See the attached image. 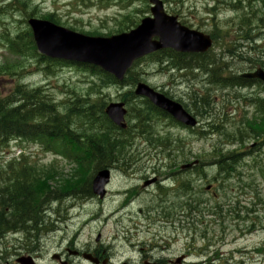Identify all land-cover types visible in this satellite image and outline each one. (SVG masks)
Returning a JSON list of instances; mask_svg holds the SVG:
<instances>
[{
  "label": "rangeland",
  "instance_id": "rangeland-1",
  "mask_svg": "<svg viewBox=\"0 0 264 264\" xmlns=\"http://www.w3.org/2000/svg\"><path fill=\"white\" fill-rule=\"evenodd\" d=\"M22 1L28 3V12L38 5L39 15L46 11H55L60 14L61 21L66 24L65 26L74 25L86 31L98 30L104 33L118 28L119 24L117 23L122 19L121 15L124 13L135 12L139 19L149 15V13L145 12L147 11V4H143V0H135L128 4L111 5L106 8H99L95 5H78L74 0ZM165 2V6L169 12L178 15L182 21L191 24L194 28L210 34L215 26V23L212 21L214 17L213 13L216 14L215 17L217 18L215 21L223 27L218 29L225 31L226 37L223 39L222 44L216 43L212 51L215 52L217 58L223 60L222 62H228L229 67L235 70L237 74L253 71L260 66L253 64L249 60L254 61L258 58V60L264 61V55H262L264 52V28H258L259 30H257L256 27H253V36L260 37V40L258 43H253L256 45L257 50H251V46L244 43L243 38L244 36H249L248 29L238 21L242 13L255 11L256 8L264 9V0H165ZM149 6L148 10L150 11ZM215 6H217V9H215ZM18 8L21 10H18ZM2 11L5 15L2 14ZM2 11H0V32H3L5 29H8L13 34L25 31V25L22 22L24 18H28V14L24 12L20 0L16 1L12 15H6L8 12ZM211 12L212 16H210ZM253 14L257 15L254 12ZM241 28L245 29L241 30ZM253 41L255 42L256 40L254 39ZM238 52L243 55L242 59H244L242 61L230 57L231 54H237ZM14 57L16 56L8 52L7 49L0 48L1 61L15 60ZM26 66L25 74L28 76L26 75L25 83L31 86H44L45 92L49 94L50 98H54L58 102L69 97L65 93L68 89L75 88L80 91L87 87L85 84L86 74L76 70L74 67L51 65L49 70H45L46 65L43 64L42 67H44L45 71H41L37 70L41 66L35 60H29ZM134 68L135 77L146 81L161 92L169 93L170 96L175 97L177 100L189 103L191 109L193 108L192 98L196 95H203V98L209 99V103L212 101L210 105L213 108L211 121L219 125L223 133L206 134L199 132L198 129L202 130L203 126L207 124L205 119H202L196 131L182 129L175 125L171 126L167 120L164 123L158 119L154 122L157 127L155 129L156 132L158 131L162 135L164 134V136L167 133L168 135L166 136H171L175 139L180 137L185 139V145L183 144L178 147L177 145H173L176 149L173 156L175 155L174 157H178L179 160L182 159V153L186 152L190 158L196 156L195 158L198 157L199 159L210 161L211 157H214V154H212L213 148L226 144V136L224 135L226 130L230 131V129L237 128L242 120L241 117L251 118L255 113V104L251 102L255 101L256 97L264 98V86H260L259 84H256V89L252 93H250V90L241 89L238 91L241 95H234L235 90L232 88L221 91L212 87V94L205 95L204 92L207 91L208 85L203 83L204 79L207 78L203 72L199 70L182 72L179 69H164L160 65L157 56L147 58ZM14 83V79L1 80L0 92H6ZM130 88H133V86H124L123 89L119 88V93H117V88H112L108 93L111 97H117V94H120L126 100L128 106L130 104H133V106H138L139 104L140 106L141 101L136 100L137 98L132 99L130 102L127 100L130 95ZM223 93L230 95H222ZM81 96L86 97V95ZM71 97L73 98L72 95ZM50 104H54V102L50 101ZM67 109L62 110L66 112ZM74 109L75 113H78V110H82V104H75ZM134 112H131V115ZM129 125L131 127L133 121L130 120ZM94 126L95 128L100 127L99 124H95ZM110 131L113 134L116 133L112 129ZM169 139L168 137V141ZM253 141L251 136H245V148L243 149H249ZM137 142L139 147L132 150V155L145 157L149 153L146 149L149 144ZM133 146L136 147V145ZM181 147H184L183 151L180 150ZM229 148L232 149L229 146H225V150ZM137 149L139 152L135 153ZM258 151L260 152L255 153L254 157L242 156L238 171L232 179L224 180L217 173V167L213 166L215 165L214 162H206L203 166L204 169L190 172L184 171L180 175L181 177H176L175 179H177V185L182 179L186 178L190 180L191 185L193 184L192 190L189 191L187 196L181 189V185L165 194H163V191L160 192L157 186L149 190L141 189L142 196H137V199L135 197L130 199L132 201V206H130L131 211L118 212V210H114L113 203L119 201L121 198L114 197L113 194H111V197L107 201H99L95 197V201L82 206H79L81 202L76 203L74 201L76 198H72L73 200L68 199L65 204L71 205L70 208L72 209L68 213L64 209L55 207L50 212V214H64L60 221H56L54 218L55 228L49 229L46 224V228H43L44 226L41 227L40 229L43 230L39 233L35 232L33 236H28L24 232L18 231L0 238V263L6 260L3 256L6 253H10L11 255H9L8 259H12L10 261L20 256L32 255L37 258V264H58L53 260V255L57 252L60 253L65 245H61L60 243L69 240L72 236L78 240V246H83L84 243L83 247H93L92 250L97 252L103 259L111 257L113 264H122L125 261L131 260L134 264H143L144 259L150 257L153 260L164 259L166 264H207V257L209 255L212 257L213 264H264V177L262 175V168L264 169V146L261 150L259 148ZM153 153L152 159H155V162L149 161L147 157L142 158L140 165L147 167L142 172L148 175L147 177L152 176L153 170L148 168V166L154 165L161 172V174L156 173V175L165 177L171 166L170 161L162 160L166 156L160 153L155 151ZM156 156L163 157L161 159L163 162H158L160 160H156ZM40 157L42 155L38 156V158ZM54 160V156L50 154L46 155L43 160L40 159L41 163L46 165H51L48 163ZM180 162H178V166H181ZM130 163L134 166L135 170L139 166L136 161L132 160ZM173 165L176 164L173 163ZM161 170H164V172ZM122 178L118 175L112 180V190L121 185ZM128 182H130V188H136V185L139 184V180L137 181V179L134 181L125 180L126 186H129ZM208 183H211L214 191H217V200L214 199L211 190H206L205 187ZM173 188L175 187L173 186ZM240 189L242 190L240 191ZM162 200L165 204L168 203L166 207L168 210L169 208L171 210H169L171 214L168 216L165 215L167 209H160L164 203L162 205L158 204ZM194 200L196 202L190 207H197L198 211L201 210L200 212L205 216L198 211L195 212L196 210L189 211L184 209L183 205L186 201L190 203ZM230 200L229 208L232 209L234 207L233 202L239 200V205L244 210L248 209V214L246 211L239 212L241 216L239 219L237 216L230 217L228 215L225 221H222L223 224L219 223V220L214 222L215 217L206 214L209 209L212 210L214 203L223 204ZM173 205L176 207H173ZM225 206V213H228L226 211L228 206L226 204ZM140 209H143L144 212ZM215 210L216 213L219 212L218 209ZM97 214H101L102 216L97 218ZM81 218L85 219H82V221L80 220ZM169 221L173 222V224H170ZM81 227H83L81 232H76ZM99 234L100 240L96 241ZM205 235L207 236L206 239H204ZM207 242L209 243L208 246L205 245ZM5 250L6 252H4ZM144 255H147V257L144 258ZM178 257H185V262L181 261L178 263L176 260ZM170 261H173V263H170ZM73 264L86 263L75 260Z\"/></svg>",
  "mask_w": 264,
  "mask_h": 264
},
{
  "label": "trees",
  "instance_id": "trees-1",
  "mask_svg": "<svg viewBox=\"0 0 264 264\" xmlns=\"http://www.w3.org/2000/svg\"><path fill=\"white\" fill-rule=\"evenodd\" d=\"M74 1L78 5H95L99 8H106L111 5L128 4L135 0ZM147 3L148 0H143V4ZM20 4L23 6L24 12L28 14V17H31V15H38L36 12L30 14V12L27 11L28 3L26 1L20 0ZM18 10L21 9L18 8ZM2 14L4 15L3 11ZM210 14H212V12ZM39 17L47 18L56 23L63 24L60 14L55 11L52 13L47 12L45 14H40ZM121 17L122 19L117 23L119 24L117 31H124L132 24L135 25L139 20L138 15L135 12L124 13L121 15ZM239 22L242 26L247 27L248 34L250 36L243 37L244 43L246 42L249 44L251 46V50L256 49L257 47L255 44H253L255 43L253 40L255 39L257 41V38L253 36L252 30L253 27L264 28V9H262L261 13L257 14V16L253 15L251 18L248 15H243ZM24 27V32H16L17 34L12 33V35H15L14 38H10L9 34L7 33L8 29L0 32V46H5L11 54L16 55L15 60H4L0 62V80H6L8 78L16 80V83L5 95L0 93V151L4 148H7L10 142L14 139L21 141L20 144H38L45 152L53 151L55 153H67L70 151L71 153H75V150L73 149L75 146L78 149L82 148V151L86 155L90 156L92 163L87 162L84 164L79 162L77 167L78 171H74L73 174L67 179L57 181L59 185L56 187L50 185L52 182L51 179H55L56 170L50 168L51 166H38L30 156L25 155L18 160L14 159L7 165L0 164V238H4L9 233L15 231H22L28 236H33L35 232L39 233L41 230H43L40 229L42 225L44 226L43 228H46L47 226L43 224V221L37 220V218L39 219V216H37L38 213H36V210L44 207L45 202L49 198L48 196L51 193L53 194V188L55 190V195L57 194V196L58 194L64 195L71 190L74 194L80 191L81 193L87 192L85 188H87L86 185L88 184V181L86 180H89L90 182L94 172H96L97 169L101 167L108 166L115 153H117L116 151H118L119 147L125 149V145L128 144V142L125 141V137L119 138L120 136L116 135V133H111L110 130L114 129L115 126L104 114L102 105L98 103L99 101L89 102L88 105L82 104V110L77 109L78 113H75L74 105L78 103L75 101L77 99L76 98L72 100V103L68 102L66 105L68 109L66 112H64L62 109L58 108L56 104L49 105L51 98L49 94L45 92L46 89L43 86L30 89L27 85L22 84L20 79L25 74L27 67L26 65L29 60H36L40 66L43 64L46 65L45 70H49L51 65H56L59 67H74L77 70H82L85 72L90 82H94L90 78H97L104 85L136 82V77L133 70L130 71V74L126 80L119 82L112 75L102 72L100 68L96 66L49 59L37 52L29 25L26 24ZM72 27L73 29L77 28L74 25H72ZM218 28L223 27L215 23L214 29L212 30V37L216 43L222 44L223 39L226 37V32L220 31ZM244 29L245 28H241V30ZM80 30L92 35L104 34L98 30ZM111 32L112 31H109L108 34H111ZM160 54H170L171 56L174 54V52L164 51ZM177 56V61H172L171 67H180L181 65H185L186 67L193 68L194 66H199L203 70L208 71V68L212 66V71L210 72L212 87L216 88L221 85L233 87V84L236 82L244 83V80H242L240 76L234 75V72L229 67V63L227 64V62H222L223 60L221 58H217L216 54L213 56L212 53L208 57L196 55L193 56L194 58L192 56L184 57V55ZM211 57L212 60L209 59ZM241 57H243L241 53L231 56L232 59H242ZM249 61L255 65H263L264 63V61L261 60ZM45 70L43 69V71ZM231 72L232 75L226 74ZM81 102L85 103L86 101L81 100ZM146 104L150 110H155L158 113H162V111L155 108L148 101ZM207 105H209V103H207ZM97 106L99 107L97 108ZM198 107H201L202 109L208 108L202 105L201 99L200 104H197V110ZM199 114L202 113L199 112ZM150 117L151 114L148 113V115L145 117L146 119L144 118V123H150L151 120L148 119ZM74 121H79V124L94 125L102 123V125H104L106 123L109 128L104 130V128L101 126L96 127L94 133H89L90 131L82 130V134H75V132L72 131L71 126ZM257 121L258 120L255 118L253 121L246 120V129L243 131L239 130L237 132L239 137H237V134L236 136L234 135L230 137V135L227 133L228 136L226 135V141L236 137L242 139V137H245V135L249 134L254 138H256L257 135H262L264 123L261 124ZM159 139L160 140L158 141L161 142L160 144L167 143V141L163 142L161 138ZM182 148L181 151L184 150V148ZM218 150L219 149L215 147L214 152L219 154L217 159L218 166L221 167V169H223L226 173H232L231 171L235 170V165L237 164L236 156H238V154L235 152L223 154L220 153L221 150ZM74 157L77 160L75 155ZM82 180H84V182H82ZM23 181L24 184L21 183ZM208 258L212 259V257Z\"/></svg>",
  "mask_w": 264,
  "mask_h": 264
},
{
  "label": "water",
  "instance_id": "water-1",
  "mask_svg": "<svg viewBox=\"0 0 264 264\" xmlns=\"http://www.w3.org/2000/svg\"><path fill=\"white\" fill-rule=\"evenodd\" d=\"M151 2L155 4L152 7L154 17L145 18L141 25L129 33L108 38L90 37L42 19H31L29 23L40 52L50 57L99 65L120 79L138 57L155 50L170 47L182 52H204L211 46L212 41L209 36L190 30L180 24L177 17L167 15L160 0H151ZM154 37H159V40H155ZM247 76L264 80V71L258 69ZM136 92L149 98L152 103L177 120L191 126L196 124V119L180 104L149 86L140 83ZM122 106V104L111 105L107 110L116 123H120L126 113ZM104 177L105 173L101 172L94 180L96 193L103 194Z\"/></svg>",
  "mask_w": 264,
  "mask_h": 264
},
{
  "label": "bare ground",
  "instance_id": "bare-ground-1",
  "mask_svg": "<svg viewBox=\"0 0 264 264\" xmlns=\"http://www.w3.org/2000/svg\"><path fill=\"white\" fill-rule=\"evenodd\" d=\"M16 1L17 0H0V11H2V10H5V12L7 13L8 12V14H6V15H12V12L14 11V5L16 4ZM259 8V7H258ZM263 8V7H262ZM251 10V9H250ZM261 11H262V9L261 8H259V9H255V11H250V12H245V13H242V15H240L239 16V18H238V21L240 20V18L243 16V15H248L250 18L251 17H253V12L255 13V14H259V13H261ZM4 15H5V13H4ZM216 15V14H215ZM215 15H214V17H213V21L217 24V22L215 21V19L217 18V17H215ZM0 16H1V14H0ZM210 16H212V14H210ZM257 16V15H256ZM256 19V18H255ZM255 25V24H254ZM256 26V25H255ZM257 30H259L258 28H257ZM250 31V30H249ZM20 32H23V31H20ZM8 34H9V36H10V38H14L15 37V35H12V33L9 31L8 32ZM249 35V34H248ZM255 38H257V41H259L260 40V38H258L257 36H255ZM246 43V42H245ZM247 45V44H246ZM216 49V48H215ZM220 50V49H219ZM255 51L257 50V48L256 49H254ZM213 53V56H215V52L214 51H212V46L210 47V49H209V53H208V56H210L212 53ZM220 52V51H219ZM223 53V52H222ZM239 53V52H238ZM225 55V54H224ZM227 55V54H226ZM233 55H236V54H232L231 56H233ZM262 55H263V53H262ZM230 56V57H231ZM223 58V57H222ZM242 58V57H241ZM209 59H211L212 60V57L211 58H209ZM226 59V58H225ZM244 59V58H243ZM243 59H240L239 58V60L240 61H242ZM257 60H258V58H256ZM247 60V59H246ZM224 62H226V61H224ZM227 64H228V62H227ZM230 66V65H229ZM164 69H168V70H170V69H173V67H171V66H164ZM230 69H231V67H230ZM175 70V69H174ZM232 70V69H231ZM186 71H188V70H186ZM193 71V70H192ZM212 71V66H210L209 68H208V71H205V70H202V72L207 76V78L206 79H204V81H203V83H205V84H211V85H208V87H207V91L206 92H204V94L205 95H211L212 94V80H211V77H210V75H211V72ZM233 72H234V75H237V73H236V71L235 70H232ZM240 71V70H239ZM243 71V70H242ZM172 73V72H171ZM227 75H232V72L231 73H226ZM248 74H250L249 72H244V73H241V76H240V78H242V80H244V83H239V82H236L235 84H233V87H226V86H223V85H221V86H219V87H216L217 89H220L221 91L222 90H229V89H234L235 91H234V95H241L240 93H238V91L239 90H241V89H243V90H250V93H252V91H254L256 88V84H257V81H255V80H253V77H251V76H247ZM202 75V74H201ZM238 76V75H237ZM188 78V77H187ZM126 86H133V88H130V91H129V93H131L130 95H129V98H127V100L130 102V101H132V99H136V98H134V96L133 95H138L137 94V92H136V90H137V87H136V85L134 84V83H131V85L129 84V85H126ZM261 86V85H260ZM153 89H155L156 91H159V90H157L155 87H153V86H151ZM262 91V90H261ZM159 92H161V91H159ZM257 93V92H256ZM260 94V93H259ZM222 95H230V94H228V93H223ZM249 97V96H248ZM250 98V97H249ZM257 98V97H256ZM136 100H138V101H141V105L139 106V104H138V106H135V112L133 113V115H131V117L129 118V122H130V120L131 121H133V125L130 127V125H129V122L127 123V127L125 128V129H123V128H117L115 125V128L114 129H112V130H114L115 132H116V135H119L120 137L119 138H121V137H125V141L126 142H128V144L127 145H125V149H123L122 147H119V149H118V151H116L117 153H115V155L113 156V158L111 159V161H110V163H109V165L108 166H104V167H101V168H99V169H97V171L96 172H99V171H109V174H110V180L112 181L113 179H115V177H117L118 175L119 176H121V177H128V176H130L131 174V170H135L134 169V166L130 163L132 160L133 161H136L137 163H138V165L140 166H138V168L136 169V170H141L142 171V169H143V166H141L140 165V163L142 162V158H149V161H151V162H155V159H152V156H153V152L155 151V152H157V153H160L161 155H163V156H166L165 158H163V157H160V156H156V160H160V161H158V162H161L162 160H166V161H170V158L173 156V153L174 152H176L175 150V148L173 147V145H177V147L178 146H180V145H183L184 144V142H183V140L181 139V138H177V139H175V138H173V137H170V139H169V141L167 142V143H165V144H160L161 142H159V141H156V136H157V133H156V130L155 129H157V127L155 126V121H157L152 115H151V117L150 118H148V119H150L151 120V122L150 123H148V122H146V123H144V118L148 115V113L150 114V112H151V110L149 109V107H148V105L146 104V102L144 101V100H139V99H136ZM197 102H199L196 98H192V103H193V105L194 104H196V107H197V104H200V103H197ZM127 104V103H126ZM49 105H54V104H49ZM133 106V104H130L129 106ZM202 105L203 106H205V107H207L206 105H207V102L206 101H202ZM75 106V105H74ZM137 108H139L138 110H137ZM198 112H201L202 114H198V115H196V118H197V120H198V123H199V126H200V124H201V122H202V119L204 120H206L207 122V124L206 125H204L203 126V129L202 130H199L198 129V131L199 132H201V133H206V134H213V133H215L216 132V134H218V133H223L222 131H221V129L222 128H219V126H217V124H215V122L213 121H211V117H212V114H213V108L212 109H210V108H204V109H202L201 107H198ZM144 115V116H143ZM146 119V118H145ZM60 120V119H59ZM38 121V120H37ZM103 121V120H102ZM109 121H111V119H109ZM112 122V121H111ZM104 123H105V121H104ZM226 123V122H225ZM3 124V123H2ZM103 124V123H102ZM102 124H99L100 125V127L102 126L103 128H104V130L105 129H108L109 128V126L105 123L104 125H102ZM71 126H72V131L73 132H75V134L76 133H78V134H82V130H84V131H91V132H93L94 133V130L96 129L95 128V126H94V124H79V121H74L73 122V124H71ZM199 128V127H198ZM232 128V127H231ZM69 129V128H68ZM223 129L224 130H226V128L225 127H223ZM244 129H246V128H244V127H235V128H233V129H230V131H227L226 130V134H224L225 136L227 135V133L230 135V137L231 136H236V134H237V132L239 131V130H241V131H243ZM70 130V129H69ZM240 131V132H241ZM241 133H243V132H241ZM247 133H249V132H247ZM257 133V132H256ZM110 135V134H109ZM238 135V134H237ZM250 135V134H249ZM253 135V134H252ZM261 135V134H260ZM228 136V135H227ZM148 137V138H147ZM116 138V137H115ZM114 138V139H115ZM237 138V137H236ZM113 139V140H114ZM244 139H245V137H244ZM137 141H140V143H144V144H149V146L148 147H146V149H147V151H149V153L145 156V157H140V155H138V157L137 156H134V155H132L133 153H132V150L133 149H135V148H137V147H139V144H138V142ZM254 142V141H253ZM246 143V142H245ZM133 145H136V147L135 146H133ZM162 145V146H161ZM169 145V146H168ZM245 145V144H244ZM222 146V145H221ZM176 147V148H177ZM219 147V146H218ZM182 148V147H181ZM184 148V147H183ZM182 148V149H183ZM247 148V147H246ZM74 150H75V156H76V158H77V161H79V162H81V163H84V164H86L87 162H91L92 163V161H91V158H90V156H88V155H86L83 151H82V148L81 149H78L77 147H75L74 146V148H73ZM88 150V149H87ZM181 150V149H180ZM243 150V149H242ZM219 151V150H218ZM89 153V152H88ZM186 153V152H185ZM257 153V152H256ZM224 154V153H223ZM179 155V154H178ZM150 156V157H149ZM175 156V155H174ZM137 157V159L135 160V158ZM247 157V156H246ZM163 158V159H162ZM243 158V157H242ZM250 158V157H249ZM162 159V160H161ZM95 160V159H94ZM227 160V159H226ZM246 161V160H245ZM163 162V161H162ZM228 162V161H227ZM252 162V161H251ZM245 163V162H244ZM246 163H248V162H246ZM159 164V163H158ZM159 166V165H158ZM214 167H215V165H213ZM161 167V166H160ZM242 168V167H241ZM256 168V167H255ZM204 169V168H203ZM216 169V168H215ZM165 170H167V169H165ZM194 170H196L195 169V167L194 166H192V165H189V164H186V165H183V166H181V167H178L177 169H175L174 171H172V172H170V173H168V174H166V176L165 177H162L161 175H156V174H152V176H149V177H147L148 175H144L143 176V179H141V181L139 182V184L138 185H136V189L138 190V194L135 196V199H137L141 194H142V190L141 189H144V190H149L150 188L152 189V187H154V186H157L158 187V189H159V191L161 192V191H163V194H165L167 191H168V188L166 187V182L168 181V180H171L173 177L174 178H178V177H181L180 175L182 174V173H184V171H188V172H190V171H194ZM228 170V169H227ZM237 170H238V168H237V164L235 165V170L234 171H231L232 173H226L223 169H221V167H219V166H217V173L218 174H220L221 175V177L224 179V180H227V179H230V178H232L233 176H234V174L237 172ZM147 171H149V170H147ZM162 172H164V170H161ZM205 174H206V172H204ZM147 177V178H146ZM183 177V176H182ZM184 178V177H183ZM177 180V179H176ZM183 180V179H182ZM73 181V180H72ZM86 181H88V184L86 185L87 186V188H85V190H87V192H85V193H81V191L80 192H76L75 194L72 192V190L70 191V192H68V193H66V194H62V195H59L58 194V196H57V194L56 195H53L52 193H51V195L53 196V199L52 198H48V200L45 202V204H44V207L45 206H48L50 203L49 202H51V204H52V206L53 207H55V208H59V209H64V210H66V212L68 213V211L69 210H72L71 208H70V206H68V204H65L66 203V200H68V199H72V198H76V200H74L76 203L77 202H81V203H79V206H82V205H84V204H88L89 202H91V201H95L94 200V198L96 197V198H98L99 199V201H101V199L98 197V195H97V193L96 192H94L93 190H92V183H91V181L89 182V180H86ZM138 181V180H137ZM131 182V181H130ZM179 182V181H178ZM22 184H24V181L23 182H21ZM5 184V183H4ZM137 184V183H136ZM50 185H52V186H54V184H53V182H51L50 183ZM189 185H190V183H189ZM193 185V184H192ZM89 187H90V189H89ZM175 187V186H174ZM26 189V188H25ZM116 189V188H115ZM192 190V188H190V186L188 187V188H185V194H186V196H187V194L189 193V191L190 190ZM156 190V189H155ZM90 191V192H89ZM158 192V191H157ZM151 193V192H150ZM171 193V192H170ZM176 193V192H175ZM157 195H158V193H157ZM179 195V194H178ZM138 196V197H137ZM142 196V195H141ZM155 196V195H154ZM168 196H169V194H168ZM190 196V195H189ZM194 196H195V194H194ZM199 196V195H198ZM156 198V197H155ZM170 198V197H169ZM173 198V197H172ZM181 198V197H180ZM162 199H164V198H162ZM166 199V198H165ZM196 199V198H195ZM73 200V199H72ZM173 200V199H172ZM182 200V199H181ZM179 201V200H178ZM185 201V200H184ZM239 201V200H238ZM71 202V201H70ZM69 202V203H70ZM170 202V201H169ZM196 201L194 200L193 202H190L189 203V201L187 202L186 201V203L183 205L185 208V210H189V211H194V208L193 207H190L193 203H195ZM200 202V201H199ZM164 203V205L163 206H161L162 208H160V209H163V210H165V209H167V207H166V205L168 204H165V202L162 200V201H160V203H158V204H160V205H162ZM171 203V202H170ZM169 203V204H170ZM73 204V203H72ZM180 204V203H179ZM182 204V203H181ZM171 205V204H170ZM177 205V204H176ZM196 205V204H195ZM130 206H132V201H130V200H128V201H125L124 203H123V205L121 206V208L118 210V212H121V211H129L130 210ZM200 206V205H199ZM146 207V206H145ZM173 207H176V206H174L173 205ZM144 209V208H143ZM143 209H140L142 212H144V210ZM150 209V208H149ZM177 209V208H176ZM151 210V209H150ZM169 210H170V208H169ZM168 209H167V211H166V213H165V215L166 216H168V215H170L171 213H170V211H169ZM177 210H179V209H177ZM37 212L36 213H38L37 214V216H39V219L41 220V221H45L46 222V224L48 225V227H49V229H53V228H55V226H54V218L56 219V221H60V220H62V218H63V215H57V214H55V213H51V214H47V215H44L43 216V214H44V209H37L36 210ZM131 211V210H130ZM216 211V210H215ZM227 211V210H226ZM150 212V211H149ZM178 212V211H177ZM188 212V211H187ZM202 213V212H201ZM141 214V213H140ZM144 214V213H143ZM151 214V213H150ZM173 214V213H172ZM176 215H177V213H175ZM30 215H32V214H30ZM36 215V214H35ZM145 215V214H144ZM181 215V214H180ZM179 215V216H180ZM202 215V214H201ZM26 216V215H25ZM205 216V215H204ZM221 216V215H220ZM23 217V216H22ZM30 217V216H29ZM183 217V216H182ZM193 217V216H192ZM200 217V216H199ZM203 217V216H202ZM32 218V217H31ZM175 218V217H174ZM201 218V217H200ZM24 219H26V218H24ZM149 219V218H148ZM185 219H186V217H185ZM198 219V218H197ZM34 220V219H33ZM37 220H38V218H37ZM146 220V219H145ZM163 220V219H162ZM201 220V219H200ZM158 221V220H157ZM188 221V220H187ZM25 222V221H24ZM29 222V221H28ZM34 222V221H33ZM170 222V221H169ZM180 222V221H179ZM27 223V222H26ZM37 223V222H36ZM173 224V222H170V224ZM46 224H44V225H46ZM148 224V223H147ZM29 225H30V223H29ZM35 226V225H34ZM39 226V225H38ZM37 226V227H38ZM170 226V225H169ZM183 228H184V226L183 225H181ZM190 226V225H189ZM41 227H43V225L41 226ZM40 227V228H41ZM225 227V226H224ZM32 228V227H31ZM168 228V227H167ZM38 229V228H37ZM179 229V228H178ZM195 229V228H194ZM175 230V229H174ZM185 230V229H184ZM27 231V230H26ZM35 231V230H34ZM37 231V230H36ZM178 231V230H177ZM207 231V230H206ZM16 232V231H15ZM18 232V231H17ZM196 232V231H195ZM8 233V232H7ZM28 233H30V232H28ZM204 233V232H203ZM171 234V233H170ZM173 235H174V233H173ZM167 243V242H166ZM153 246V245H152ZM156 247V246H155ZM206 247V246H205ZM168 249V248H167ZM151 251V250H150ZM4 252H6V250L4 251ZM8 252V251H7ZM152 252H153V250H152ZM165 252V251H164ZM204 252V251H203ZM216 252V251H215ZM259 253V252H258ZM5 255V254H4ZM9 255H11L10 253L9 254H7L6 253V255L5 256H3L6 260H8L9 259ZM2 256V255H1ZM2 257V258H3ZM20 257H22V256H20ZM20 257H17V258H20ZM28 257L29 258H31L32 260H34L36 263H37V258L36 257H34V256H32V255H28ZM16 259V258H15ZM219 259V258H218ZM1 260V259H0ZM229 260V259H228ZM227 261V260H226ZM214 262V261H213ZM207 264H213L212 263V259H209V258H207Z\"/></svg>",
  "mask_w": 264,
  "mask_h": 264
},
{
  "label": "flooded vegetation",
  "instance_id": "flooded-vegetation-1",
  "mask_svg": "<svg viewBox=\"0 0 264 264\" xmlns=\"http://www.w3.org/2000/svg\"><path fill=\"white\" fill-rule=\"evenodd\" d=\"M48 194V193H47ZM49 195V194H48ZM48 197L53 199V196L50 194ZM50 204L48 206L43 207L42 209H44V215L50 214V212L53 210V206L51 204V202H49ZM39 221H41L40 219H38ZM43 224H46V222L43 220ZM93 253L98 254L97 252H95L94 250H92ZM102 260V259H101Z\"/></svg>",
  "mask_w": 264,
  "mask_h": 264
}]
</instances>
